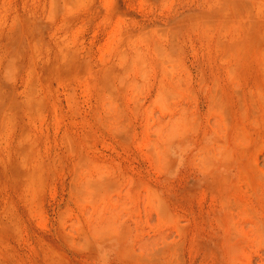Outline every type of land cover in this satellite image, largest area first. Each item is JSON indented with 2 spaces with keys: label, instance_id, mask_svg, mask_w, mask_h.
Instances as JSON below:
<instances>
[{
  "label": "rangeland",
  "instance_id": "obj_1",
  "mask_svg": "<svg viewBox=\"0 0 264 264\" xmlns=\"http://www.w3.org/2000/svg\"><path fill=\"white\" fill-rule=\"evenodd\" d=\"M0 264H264V0H0Z\"/></svg>",
  "mask_w": 264,
  "mask_h": 264
}]
</instances>
